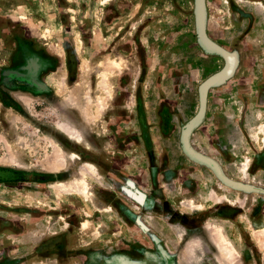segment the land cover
<instances>
[{"label": "rangeland", "instance_id": "1", "mask_svg": "<svg viewBox=\"0 0 264 264\" xmlns=\"http://www.w3.org/2000/svg\"><path fill=\"white\" fill-rule=\"evenodd\" d=\"M0 0V264H264V0Z\"/></svg>", "mask_w": 264, "mask_h": 264}, {"label": "water", "instance_id": "2", "mask_svg": "<svg viewBox=\"0 0 264 264\" xmlns=\"http://www.w3.org/2000/svg\"><path fill=\"white\" fill-rule=\"evenodd\" d=\"M204 15H203V0H195V20H196V30L198 35V40L201 46L210 52H215L220 54L224 60L225 64L223 68L218 71L217 73L210 76L206 79L200 86V107L198 113L187 123L185 129L182 134V144L183 148L185 149L186 153L191 156L192 158L203 161L210 165L218 174L219 168L217 164L210 158L200 155L193 151L188 143V133L189 131L200 121L204 109H205V100H206V93L207 89L210 85L218 83L226 79L232 72L234 67V57L232 54L228 53L215 43H213L205 34L204 31Z\"/></svg>", "mask_w": 264, "mask_h": 264}]
</instances>
